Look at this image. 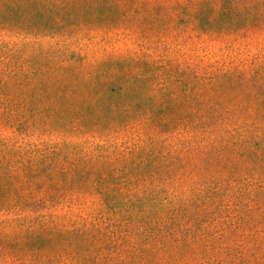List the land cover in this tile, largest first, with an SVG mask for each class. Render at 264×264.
Masks as SVG:
<instances>
[{"label": "rangeland", "instance_id": "rangeland-1", "mask_svg": "<svg viewBox=\"0 0 264 264\" xmlns=\"http://www.w3.org/2000/svg\"><path fill=\"white\" fill-rule=\"evenodd\" d=\"M0 264H264V0H0Z\"/></svg>", "mask_w": 264, "mask_h": 264}, {"label": "trees", "instance_id": "trees-1", "mask_svg": "<svg viewBox=\"0 0 264 264\" xmlns=\"http://www.w3.org/2000/svg\"><path fill=\"white\" fill-rule=\"evenodd\" d=\"M55 166H57V164ZM59 168L63 169V167H59Z\"/></svg>", "mask_w": 264, "mask_h": 264}]
</instances>
